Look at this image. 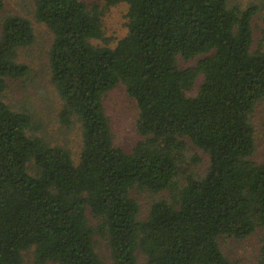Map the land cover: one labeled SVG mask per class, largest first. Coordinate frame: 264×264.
<instances>
[{
    "label": "trees",
    "instance_id": "obj_1",
    "mask_svg": "<svg viewBox=\"0 0 264 264\" xmlns=\"http://www.w3.org/2000/svg\"><path fill=\"white\" fill-rule=\"evenodd\" d=\"M123 2L127 32L112 45L98 7L36 0L54 35L60 120L81 126L79 159L29 133V111L7 101L11 82L30 70L20 48L35 31L23 15L0 20V264H25L31 248L37 264H141L140 253L147 264H235L221 239L264 231V160L253 158V114L264 98V27L257 45L253 27L261 6L106 5ZM120 84L138 106L142 139L130 151L115 142L105 106ZM135 189L161 196L143 219ZM254 264H264V245Z\"/></svg>",
    "mask_w": 264,
    "mask_h": 264
},
{
    "label": "rangeland",
    "instance_id": "obj_2",
    "mask_svg": "<svg viewBox=\"0 0 264 264\" xmlns=\"http://www.w3.org/2000/svg\"><path fill=\"white\" fill-rule=\"evenodd\" d=\"M84 1L89 8L98 7L102 10L103 28L106 35L111 38L112 45L122 34L127 32V3L107 6L106 0ZM228 2L229 4L238 3L242 7H247L249 4L261 6L253 20L255 45H257L261 29L264 27L262 16L264 15V0H228ZM9 13L23 15L31 20L35 31V40L31 45L20 48V59L29 65L30 70L26 76L11 82L7 101L16 108L29 111L33 120L29 133L38 134L51 144L67 146L73 152L74 157L79 159L82 148L81 126H66L61 122L59 116L64 102L52 80L50 49L54 38L53 32L37 18L36 0H4L0 20ZM95 42L105 44L100 40H95ZM179 63L185 67L195 64V61L180 57ZM200 82L201 79H199L196 88L189 91V94L196 93ZM105 106L110 117L115 142L128 151L132 150L136 143L142 139V135L137 129L138 106L136 101L128 95L125 86L120 84L107 92ZM253 123L256 130V150L253 158L263 161L264 98L256 106ZM199 154L207 162L208 156L200 150ZM133 194L141 205L140 218L142 219L147 217L152 202L161 197L159 194L139 189H135ZM221 243L225 253L235 264H254L264 245V231L258 230L243 239L224 237L221 239ZM99 249L106 256L107 261H110L105 243H100ZM23 255L25 264H37L33 248L25 250ZM139 256L140 263L147 264L145 256L141 253Z\"/></svg>",
    "mask_w": 264,
    "mask_h": 264
}]
</instances>
